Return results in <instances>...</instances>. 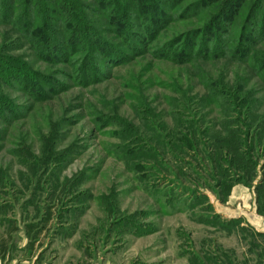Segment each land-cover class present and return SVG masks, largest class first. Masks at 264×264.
I'll return each mask as SVG.
<instances>
[{"label": "rangeland", "instance_id": "rangeland-1", "mask_svg": "<svg viewBox=\"0 0 264 264\" xmlns=\"http://www.w3.org/2000/svg\"><path fill=\"white\" fill-rule=\"evenodd\" d=\"M28 1L0 0L11 264L40 237L38 264H264V208L233 179L264 201V0ZM196 124L232 159L167 161Z\"/></svg>", "mask_w": 264, "mask_h": 264}, {"label": "trees", "instance_id": "trees-1", "mask_svg": "<svg viewBox=\"0 0 264 264\" xmlns=\"http://www.w3.org/2000/svg\"><path fill=\"white\" fill-rule=\"evenodd\" d=\"M26 1L29 2L28 0H26ZM65 1L68 3V5H70L71 4L70 2H72V0H65ZM236 5H237V3L235 4V6ZM227 8L229 9V11L226 14L221 13L218 16L217 21L219 19L226 18L227 21L229 22L230 17H232L231 14H232V9L234 8V5L231 4L230 6H227ZM248 14L249 15L247 17H249V18L252 17L251 15H253V11L249 12ZM216 23L220 24V22H216ZM217 29H220V27L217 26ZM221 30H222V28H221ZM69 40H71L70 36H69L67 42H69ZM240 45L241 46L239 47L237 53H239V51L242 48H244L246 44L241 43ZM199 125H200V122H199ZM199 125L196 124L194 126V128L189 127L190 130L188 131V136H186L185 134H183V135H181L180 138H178V143L177 142L176 143L173 142V144H174L173 146L175 148V151L174 152H171L170 154H167L166 156H164V158H166L167 161L169 160V162H172L175 165L178 164V165L186 166V163H184V160L182 158L183 156H186V155H187V157L189 156V153L186 151V149H195L198 152H193V155H194L193 159L194 160H197V157H198L203 164H205V163L206 164L207 163L213 164V166H214L213 169L216 170L217 169V166H216L217 163L219 161H221V160L223 161V155H224L225 151H226L227 157H230V158L232 157L233 154H235V152L233 150V146H232V148L229 147L230 145L229 146H224L225 148H223V147H215L214 146L215 143H218L219 144V142L215 138L210 137L211 135L208 136V134L210 132L209 130H212L213 128H211V126H210V128L207 127V126H202L203 127V131H202L201 126H199ZM202 132H203V134H202ZM201 134H202V136H201ZM200 136L202 137L201 139L199 138ZM178 144H181L183 147L180 149L179 148L180 146ZM175 145H178V146L176 147ZM182 150H184L185 152H183ZM159 154L158 153H155V154L152 155L153 156V159L158 164L160 163L159 162L160 160H158V159L161 158V156H158ZM233 161H235L234 158H233ZM167 164L168 163H166V165ZM159 165H161V164H159ZM229 165L234 166V162L232 164H229ZM218 170H219V167H218ZM238 170L239 171H242L240 169H238ZM239 176H241V175H236L233 178L234 181H235L236 186H238V187L239 186H247V185L250 186V187H248V189H252V191H255V205L257 204V205H259V207L261 206L262 208H264V201L262 199L263 197L260 196V187H261V184H257L256 187H253L250 184H244V183H242V181L250 182V181H248L250 179V177H251V176H249V169L247 170V177L248 178H246L245 180H240L241 178H239ZM178 177L179 176H177V178ZM209 178H214V176H211ZM163 179L166 180L167 178H163ZM174 179L175 178H173L172 181H174ZM252 179H253L252 181L254 183V177H252ZM167 180H169V179H167ZM176 181H178V180H176ZM263 184L264 183H262V185ZM218 188H219V186H218ZM233 189L234 188L231 187L229 193ZM200 194L201 193L199 192L198 195H197V197H202V195H200ZM257 214L258 215L259 214L264 215L263 213H260L258 210H257ZM52 217H53L52 214H47V216L45 218V222H44L45 228L42 231H40L39 233H37L35 235V239H37V237H39V235H41V233L44 232L42 235H44L46 233V228L50 225V222L52 220ZM28 232H31V228H29V231ZM257 235L259 237H264V232H260V233L258 232Z\"/></svg>", "mask_w": 264, "mask_h": 264}, {"label": "crops", "instance_id": "crops-1", "mask_svg": "<svg viewBox=\"0 0 264 264\" xmlns=\"http://www.w3.org/2000/svg\"><path fill=\"white\" fill-rule=\"evenodd\" d=\"M255 222L261 226V228L264 226L262 224V221L257 219ZM4 221L0 217V225H3ZM11 230V229H10ZM41 237L39 239V243H34L33 245L28 244V242H25L23 244V254H29L31 255L30 258H26L24 262H18L15 261L13 264H38L40 262V259L43 256V252L45 249H47V245H44L42 242H40ZM21 249V248H20ZM27 250L30 251V253L27 252ZM26 252V253H25ZM0 264H11V231L3 232L0 228ZM42 264V263H41ZM52 264H58V261L55 259L53 260Z\"/></svg>", "mask_w": 264, "mask_h": 264}]
</instances>
